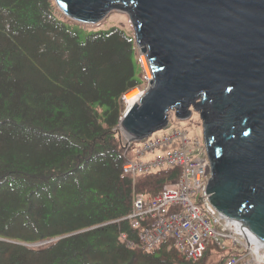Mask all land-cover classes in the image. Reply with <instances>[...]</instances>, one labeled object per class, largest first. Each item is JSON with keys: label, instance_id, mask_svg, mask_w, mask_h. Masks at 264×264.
<instances>
[{"label": "trees", "instance_id": "1", "mask_svg": "<svg viewBox=\"0 0 264 264\" xmlns=\"http://www.w3.org/2000/svg\"><path fill=\"white\" fill-rule=\"evenodd\" d=\"M97 26L0 0V264H202L145 250L126 219L176 174L122 173L120 99L147 80L134 38Z\"/></svg>", "mask_w": 264, "mask_h": 264}, {"label": "water", "instance_id": "2", "mask_svg": "<svg viewBox=\"0 0 264 264\" xmlns=\"http://www.w3.org/2000/svg\"><path fill=\"white\" fill-rule=\"evenodd\" d=\"M54 1L85 24L128 15L152 78L118 124L139 141L164 128L169 110L184 119L192 107L211 204L264 244V0Z\"/></svg>", "mask_w": 264, "mask_h": 264}, {"label": "built area", "instance_id": "3", "mask_svg": "<svg viewBox=\"0 0 264 264\" xmlns=\"http://www.w3.org/2000/svg\"><path fill=\"white\" fill-rule=\"evenodd\" d=\"M123 97L127 107L125 94ZM167 114L164 126L169 124L167 131L141 140L133 148L132 159H125L122 165V173L131 177L179 168L177 178L163 184L156 196L133 194V205L126 218L138 229L139 246L152 250L169 241L180 259L198 262L212 240L236 252V257L227 258L224 264H264V254L260 256L247 236L237 232L234 224L227 221L229 217L218 212L209 200L206 193L209 160L202 134L191 133L189 126L178 122L174 112ZM126 140L128 145L132 141L129 137ZM124 235L121 239L126 238Z\"/></svg>", "mask_w": 264, "mask_h": 264}, {"label": "rangeland", "instance_id": "4", "mask_svg": "<svg viewBox=\"0 0 264 264\" xmlns=\"http://www.w3.org/2000/svg\"><path fill=\"white\" fill-rule=\"evenodd\" d=\"M66 17V16H65ZM96 25H98L97 27L93 28V29H101V28H107L109 26H119L121 28H123L129 35H131L133 38H134V32H133V27H132V24L129 20V17L128 15L125 13V12H122V11H116V10H112L110 11L106 16L105 18L101 19L100 21H98L97 23H95ZM93 25V24H92ZM134 45H135V56L137 57L140 65H141V68L142 71H144L145 75H146V79H145V83H144V86H139V87H135L134 89L132 90H136L138 93L140 92V94L142 92H144L146 90V87L148 86V79L150 80L151 77H150V70H149V66H147V63H146V67H147V70L145 68V66L143 65V62H142V59L141 57L143 56L144 59H145V54L140 52L139 51V48L136 47V44H135V41H134ZM146 61V59H145ZM147 71L149 73V75L147 74ZM147 83V84H146ZM132 90H130L129 92H131ZM127 92V93H129ZM126 93V94H127ZM125 94V95H126ZM122 99H124V97L122 96L121 97V116L122 114L124 113V111L126 110V108L128 107H125ZM191 109V114L187 117V118H184V119H180L178 117H176V114H175V110L171 109L169 111H171L172 113L174 112V115H175V118L178 119V122H180V124L184 125V126H189V129L191 131V133H200L202 134V125H201V121H200V118H199V114L197 112H194L192 110V107H190ZM120 116V117H121ZM167 119H168V114H167ZM119 123V122H118ZM122 127L120 126V124L117 125V129L119 131V133L121 134V143L122 145L124 146V148L127 149L128 147V143H127V140L126 138L130 137V136H127L126 135V132L123 131V129H121ZM169 128V124H167L166 127L162 128V129H159V130H156L154 131L153 133H151L150 135H156L158 133H161V132H165L167 131V129ZM132 142V141H131ZM130 142V143H131ZM134 142V148L136 146H138L140 143H141V140L139 141H133ZM132 152H133V149L130 150V152L127 153V157H129L130 159H132ZM171 170H172V173L175 175L176 174V177L172 178L170 181H174L176 178H177V174L179 172V168L177 167H170ZM207 176H209L208 178H210V173L209 171L207 172ZM161 191V190H160ZM159 191V192H160ZM158 192V193H159ZM157 193V194H158ZM134 195H141V194H138V193H133ZM155 194V196L157 195ZM133 196V195H132ZM143 196V195H141ZM154 196V195H153ZM143 197H147V196H143ZM133 204H131V207H132ZM127 219V218H126ZM125 236V235H124ZM255 236V235H254ZM256 237V236H255ZM257 238V237H256ZM123 242L125 239H121ZM167 243V246L170 247L173 246L172 243H170L169 241L168 242H165ZM169 244V245H168ZM127 245H129V243H127ZM126 245V246H127ZM158 246V245H157ZM156 247V246H155ZM154 247V248H155ZM153 248V249H154ZM207 250L205 251L204 253V257L202 259V264H222V261H223V256L224 255H227L228 254V249L227 248H222L221 246H217L215 245V243L212 241V240H209L208 244H207ZM166 249H168L166 247ZM147 251H151V250H147ZM233 252H235L234 250H232ZM263 252V251H262ZM263 256V255H262ZM177 258L180 259L181 257L177 255ZM182 260V259H180Z\"/></svg>", "mask_w": 264, "mask_h": 264}, {"label": "bare ground", "instance_id": "5", "mask_svg": "<svg viewBox=\"0 0 264 264\" xmlns=\"http://www.w3.org/2000/svg\"><path fill=\"white\" fill-rule=\"evenodd\" d=\"M142 59V62H143V65L145 66L146 70H147V67H146V63H147V66H148V62H147V59L145 61L144 57L142 56L141 57ZM147 74L149 75L148 71H147ZM150 77H151V73H150ZM140 92L138 93L136 90H132L131 92L127 93L125 95V100L128 102V106L129 105H132L134 103V101L138 98ZM137 103V102H135ZM228 222L234 224V226L236 227V231L237 232H240L241 234H243L244 236H247L249 242L251 243V245L254 246V250L257 251V253L262 256L264 253H262V249H264L263 247V244L260 243L259 240H257V238H255L253 235V233L248 229V228H244L245 226L242 224H240L239 222H237L238 220L236 218H227ZM237 223V224H236ZM240 224V225H239ZM244 226V227H243ZM249 231V232H248ZM244 232V233H243ZM253 234V235H252Z\"/></svg>", "mask_w": 264, "mask_h": 264}, {"label": "crops", "instance_id": "6", "mask_svg": "<svg viewBox=\"0 0 264 264\" xmlns=\"http://www.w3.org/2000/svg\"><path fill=\"white\" fill-rule=\"evenodd\" d=\"M215 245H217V244H215ZM217 246H219V245H217ZM222 248H227V247H223V246H221ZM228 249V254L227 255H224L223 256V261H222V264H224V262H225V260L227 259V258H229V257H236V252H233L231 249H229V248H227ZM226 250V249H225Z\"/></svg>", "mask_w": 264, "mask_h": 264}]
</instances>
